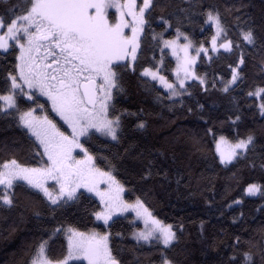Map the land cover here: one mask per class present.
<instances>
[{
  "label": "snow or ice",
  "instance_id": "obj_1",
  "mask_svg": "<svg viewBox=\"0 0 264 264\" xmlns=\"http://www.w3.org/2000/svg\"><path fill=\"white\" fill-rule=\"evenodd\" d=\"M0 5L5 6L0 11V58L13 57L11 67L5 66L0 76V114L14 116L33 146L30 163L14 155L0 159V205L13 206L17 186L34 190L53 213L79 204L82 197L95 198L90 215L105 229L81 230L74 223H60L37 242L29 264H122L108 229L114 218L126 213L134 214L133 223L143 222L142 229L132 232L137 244L154 242L159 246L158 264H176L168 253L178 241L177 230L159 219L140 196L125 198L132 189L119 177L122 169L127 171L130 148L121 154L112 152L110 146L122 143L130 117L136 118V129L146 125L138 113L118 107V97L125 93L124 73H136L149 32L154 42L152 56L141 67L139 78L165 91L166 96L157 100L175 103V98L191 96L190 82H198L204 92L215 88V80L210 83L207 73L198 72V61H211L212 54L221 49L229 54L240 49L228 37L219 11L208 8L200 13L212 35L210 40L195 41L183 30V21H191L190 9H180L184 15L173 24L169 17L153 15L156 0H0ZM154 23L160 31L153 28ZM240 36L246 45H255L254 28L241 29ZM166 54L175 59V67H165ZM244 64L241 50L234 66L229 65L230 79H220L223 92L237 85ZM247 95L259 99L257 107L264 116V87ZM238 120L237 115L233 124ZM207 133L213 136L215 154L225 166L255 143L251 133L237 134L235 140L224 135L216 138L211 128ZM146 158L143 151L132 157ZM152 174L149 160L141 179ZM157 174L167 178L166 172ZM243 191L248 196H264V185L249 183ZM61 236L62 252L51 255V243ZM238 245L239 237L237 249ZM254 255L237 250L227 264H256ZM258 255L264 264V249Z\"/></svg>",
  "mask_w": 264,
  "mask_h": 264
},
{
  "label": "trees",
  "instance_id": "obj_2",
  "mask_svg": "<svg viewBox=\"0 0 264 264\" xmlns=\"http://www.w3.org/2000/svg\"><path fill=\"white\" fill-rule=\"evenodd\" d=\"M156 5L153 15L169 17L173 24L177 16L184 15L180 9H190L191 21H183V30L195 41L210 40L212 35L200 13L208 8L219 11L228 37L240 49L231 54L221 49L219 54H212L211 61L207 58L198 61V72L207 73L210 83L215 80V88L209 87L204 92L198 82H190L191 96L175 98V103L166 98L161 102L157 96H166L165 91L139 78L141 67L152 56L154 43L150 32L145 37L136 73H124L125 93L118 97V107L138 113L146 126L136 129L137 120L130 117L122 143L110 146L112 152L121 154L130 148L125 160L127 171L122 169L119 177L132 189L125 198L140 196L158 218L177 230L178 241L168 253L176 264H227L237 250L252 251L256 264H261L258 254L264 249V196H248L243 190L249 183L264 185V116L257 107L259 99L247 95L257 87H264V0H156ZM4 7L0 5V11ZM248 27L256 32L255 45H246L240 36V30ZM153 28L161 30L156 23ZM241 50L245 56L241 79L225 93L220 79H230L229 65L234 66ZM159 55L157 49V58ZM12 59V56L0 58V76L5 66L11 67ZM165 67H175L170 54H166ZM165 74L172 78L170 72ZM237 115L240 120L233 124ZM208 128L213 129L216 138L224 135L233 140L237 134L251 133L255 137L254 146L231 164L221 165ZM142 151L146 159H132ZM32 154V142L17 126L14 116L0 114V159L14 155L30 163ZM149 160L153 174L141 179ZM158 172H166L167 178ZM14 192L13 206L0 205V264H29L37 242L47 238L46 231L60 223H74L81 230L93 227L105 230L90 215L97 204L95 198L82 197L79 204L53 213L34 190L17 186ZM236 200L241 203H234ZM114 219L108 230L113 234L111 245L122 264H158L159 246L154 242L137 244L132 238L135 227L140 226L132 222L133 214ZM62 241L61 236L51 243V255L62 252Z\"/></svg>",
  "mask_w": 264,
  "mask_h": 264
},
{
  "label": "rangeland",
  "instance_id": "obj_3",
  "mask_svg": "<svg viewBox=\"0 0 264 264\" xmlns=\"http://www.w3.org/2000/svg\"><path fill=\"white\" fill-rule=\"evenodd\" d=\"M175 60V59H174ZM219 138V137H218ZM230 139V138H229ZM230 140H233V139H230ZM126 214H128V213H126ZM130 214H133V213H130ZM133 217H134V214H133ZM160 219V218H159ZM136 223H139L140 224V226H137V227H135V229H134V231H136V230H138V229H142L143 227H144V225H143V222L142 221H135ZM102 223V222H101Z\"/></svg>",
  "mask_w": 264,
  "mask_h": 264
}]
</instances>
